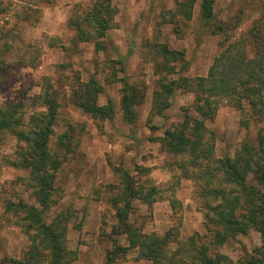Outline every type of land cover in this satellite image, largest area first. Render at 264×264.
I'll return each instance as SVG.
<instances>
[{"label": "rangeland", "instance_id": "obj_1", "mask_svg": "<svg viewBox=\"0 0 264 264\" xmlns=\"http://www.w3.org/2000/svg\"><path fill=\"white\" fill-rule=\"evenodd\" d=\"M87 1L41 3L36 25H21V45L8 55L6 67L0 70V104L22 102L25 119L44 110L37 97L47 90L45 84L49 83L47 92L55 94L58 105L51 144L66 124L72 125L77 144L55 174L49 209L44 213L45 219L60 212L68 215L65 245L75 257L69 264H103L112 239L125 246L123 236L110 235L115 221L107 203L111 194L107 187L118 184L121 171L159 188L158 200L149 209L132 202L129 219L143 233L161 235L174 223L166 200L169 190L181 203L179 239L184 241L194 232L205 233L202 214L192 196V183H188L186 191L187 180L177 179L172 159L156 141L166 128L180 122L184 113L192 116V96L177 90L169 99V107L161 115H153V93L158 90V83L177 76L204 77L216 55L233 42L245 43L248 28L259 17L264 20V0H211L214 20L228 30L225 35H210L199 26L200 0H194L189 20L174 16V0H111L113 20L105 36L98 40L100 48L96 50L92 42H78L66 27L70 11L79 2ZM174 29L179 33H174ZM224 38L226 41L222 42ZM156 45L182 53L184 64L174 63L176 76L158 70L162 64L153 55ZM90 76L101 87L97 104L104 105L107 100L113 103L110 120L91 119L73 105L72 91ZM122 77L143 89L144 96L135 107L136 119L132 124L122 120L119 109ZM204 125L216 138L215 158L232 157L241 141H254L258 132L264 134V122H258L246 108L238 112L224 102L217 104L213 118L204 120ZM14 148L12 137L2 136L0 161L3 155L10 156ZM25 175L10 166L0 169V259L18 258L27 246L26 237L15 225L16 219L4 212L7 202L21 200L33 204ZM256 248L264 251V244H260L256 232L249 230L246 235L229 239L219 253L236 262L250 256ZM115 262L150 264L136 260L133 251Z\"/></svg>", "mask_w": 264, "mask_h": 264}, {"label": "trees", "instance_id": "obj_2", "mask_svg": "<svg viewBox=\"0 0 264 264\" xmlns=\"http://www.w3.org/2000/svg\"><path fill=\"white\" fill-rule=\"evenodd\" d=\"M48 1L0 0V70L6 67L8 55L21 45L18 43L21 25L35 26L39 5ZM174 1V16L189 20L194 0ZM114 13L111 0L79 2L70 11L66 27L78 42H92L97 50L98 40L110 28ZM214 18L212 1L200 0L199 26L210 35H225L227 26ZM263 21L259 17L248 28L245 43L233 42L216 55L204 77L177 76L158 83V90L153 93L150 110L153 115H161L169 107V99L177 90L192 96L189 106L192 116L184 113L181 121L166 128L156 141L160 150L172 159L177 179L192 183V196L202 214L205 233L194 232L184 241L179 239L181 203L172 190L166 200L174 223L161 235L143 233L129 219L132 202L149 209L158 200L159 188L121 171L118 184L106 187L110 189L107 203L115 221L110 235L123 236L125 246L117 245L112 239L103 264H115L129 251L135 253L136 260L150 264H264V251L260 248L236 262L219 253V248L229 239L246 235L249 230L256 232L260 244H264V134L258 132L254 141H241L232 157L215 158L216 138L204 125V120L213 118L220 102L238 112L246 108L258 122H264ZM173 31L179 33L177 29ZM153 55L161 60L162 67L158 70L163 74L175 75L174 63L184 64L182 53L165 45L153 47ZM119 81L121 118L132 124L136 119L135 107L144 96L143 89L127 83L124 77ZM45 87L50 89L48 82ZM47 90L37 97L44 110L27 119L23 118L22 102L0 104V141L7 135L15 143L10 156H2L0 169L10 166L25 172V185L33 201L31 205L21 200L4 205V212L16 219L15 225L26 237L27 246L20 257L3 256L0 264H69L75 259L65 245L68 215L60 212L49 219L44 216L49 209L55 174L77 144L72 125L68 124L54 143H50L58 105L55 94L52 97ZM100 93V85L90 76L72 91L73 105L91 119L110 120L113 103L107 100L104 105H98L96 99ZM142 171L146 174V170Z\"/></svg>", "mask_w": 264, "mask_h": 264}, {"label": "crops", "instance_id": "obj_3", "mask_svg": "<svg viewBox=\"0 0 264 264\" xmlns=\"http://www.w3.org/2000/svg\"><path fill=\"white\" fill-rule=\"evenodd\" d=\"M9 1H14V0H9ZM39 8H40V7H39ZM157 170H158V169H156V171H157ZM189 182H190V181H188V180L185 182V183H186L185 185H187V186H186V189H185L186 191H187V188H189V187H188V185H189L188 183H189ZM190 186H191V185H190ZM190 189H191V188H190ZM190 189H189V190H190ZM189 190H188V191H189ZM154 205H155V203H154ZM141 206H142V205H141ZM197 209H198V208H197ZM181 217H182V218H181V221H182V219H183V215H181ZM181 225H182V224H181ZM169 226H170V225H169ZM169 226H168V227H169ZM168 227H167V228H168Z\"/></svg>", "mask_w": 264, "mask_h": 264}]
</instances>
